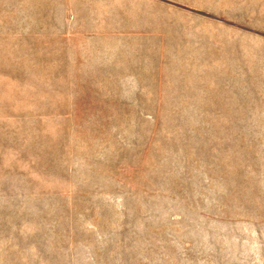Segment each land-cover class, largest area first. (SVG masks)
<instances>
[{"label": "rangeland", "instance_id": "obj_1", "mask_svg": "<svg viewBox=\"0 0 264 264\" xmlns=\"http://www.w3.org/2000/svg\"><path fill=\"white\" fill-rule=\"evenodd\" d=\"M0 264H264V0H0Z\"/></svg>", "mask_w": 264, "mask_h": 264}]
</instances>
